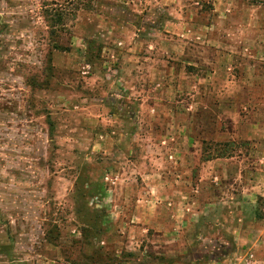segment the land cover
Here are the masks:
<instances>
[{"label":"rangeland","instance_id":"obj_1","mask_svg":"<svg viewBox=\"0 0 264 264\" xmlns=\"http://www.w3.org/2000/svg\"><path fill=\"white\" fill-rule=\"evenodd\" d=\"M118 3L0 0V264H264V44L233 60L202 45L215 72L182 63L166 77L184 86L168 94L179 108L150 114L166 57ZM133 52L156 61L123 59ZM186 124L194 140L179 147L233 158L220 178L233 184L230 231L166 236L136 210L131 187L163 166L162 127Z\"/></svg>","mask_w":264,"mask_h":264},{"label":"crops","instance_id":"obj_2","mask_svg":"<svg viewBox=\"0 0 264 264\" xmlns=\"http://www.w3.org/2000/svg\"><path fill=\"white\" fill-rule=\"evenodd\" d=\"M100 1L104 3L105 0ZM115 1L120 2L118 6L128 13V20H125L127 24L134 28L152 29L148 34L155 36L153 39L152 36L149 37L147 45L161 51L166 57L164 63H160L159 60L152 68L153 74L159 77L160 82L153 87L152 91L155 94L150 96L151 99H147L150 114L157 112L165 114L164 109H167L169 103L170 106L179 108L177 103L181 104L180 101L168 94L184 91V86L170 84L166 77H182L185 72L181 67L182 63L198 66L197 59H200L207 62L208 70L211 68L215 72L217 58L215 54L210 57L208 53L202 51L200 49L202 45L209 46L210 51L213 49L215 52H227L228 57L233 60L237 58L236 55L241 56V49L245 48V45L264 44V32L261 34L264 28V0ZM137 13H143L144 17ZM139 43L144 44L141 40ZM151 55L133 52L127 57L123 56V59L156 61ZM257 56L263 59L264 50L257 51ZM195 87L196 85H193L190 89L192 91L198 89ZM130 89L134 91L136 88ZM195 101L194 99L192 103L198 105ZM134 118H137L136 113L129 119ZM180 127L181 129L175 133L163 126V132L158 134L155 145L163 151V166L151 169L145 184L135 187L132 185L131 189L134 192L130 193L134 194L136 210L143 211L144 218L158 222L159 229L166 236L174 232L176 236H183L188 232L185 230L186 227L191 228L190 231L198 229L201 236L209 233L215 225L230 231L232 216L229 198L232 196L233 184L227 185L220 178L231 175L233 158L207 156L200 160L196 156L199 154L197 149L193 150L185 145L178 146V140L188 139V143L194 140L188 124ZM152 131L154 130L149 131V136L154 135L155 131L153 133ZM174 142L175 147L171 146ZM262 162L264 163V160ZM257 174H259L257 179L262 175L260 182L263 188L264 174L262 171ZM235 179V182L240 181V185L246 180L242 175V169L239 177L237 175ZM246 188L245 185L243 189ZM227 201L229 205H226ZM147 206L150 209L146 213ZM213 220L216 222L212 223Z\"/></svg>","mask_w":264,"mask_h":264}]
</instances>
